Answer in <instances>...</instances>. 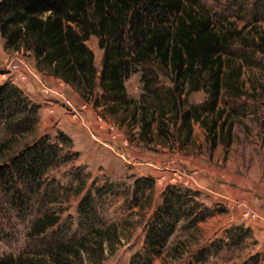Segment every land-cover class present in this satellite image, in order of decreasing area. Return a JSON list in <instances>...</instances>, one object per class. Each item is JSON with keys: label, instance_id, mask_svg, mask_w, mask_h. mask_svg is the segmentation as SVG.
Returning a JSON list of instances; mask_svg holds the SVG:
<instances>
[{"label": "rangeland", "instance_id": "rangeland-1", "mask_svg": "<svg viewBox=\"0 0 264 264\" xmlns=\"http://www.w3.org/2000/svg\"><path fill=\"white\" fill-rule=\"evenodd\" d=\"M193 1L215 25L241 32L224 54L227 63L224 80L235 86L223 88L216 112L224 110V113L214 134L210 124L216 112L197 110L200 116H193L189 126L175 119L171 108L173 84L165 70H158L155 83L147 89L142 79L143 67H139L126 81L128 99L132 102L111 110L112 103L104 100L101 89L85 102L75 88L52 76L48 68L39 67L30 51L6 49L0 36V85L9 83L16 87L29 108L38 107L36 123L26 131L19 121L24 116L18 114L15 119L12 116L23 104L6 111L0 122V145L6 142L7 147L0 154V165H10L39 141L57 151L50 166L45 167L40 185L26 196L27 206L15 207L0 184V258L16 259L24 255L32 257L35 264H44L43 261L52 264L49 253L58 244L112 226L117 228L118 239L113 238L110 246L105 245L102 262L97 255L86 254L84 263L79 258L71 259L73 263L264 264V232L251 229L252 223L264 222V204L259 209L251 202H236L230 214L228 207L215 203L214 198L213 204L209 203L208 195L200 191L203 185L195 171L213 164V172H227L240 183L257 188L253 200L262 202L259 199L264 194V9L259 8L262 0ZM87 45L101 71L104 50L99 47V39L93 36ZM17 52L42 73L44 81L63 82L67 95H79L83 103L77 106V112L65 103L71 117H61L66 108L62 97L45 91L24 66L26 81L10 75L8 60ZM189 87L187 84L186 89ZM208 100L205 90L181 96L184 111L194 110ZM140 106L150 113L166 111L164 124L155 121L146 137L141 135ZM85 112L89 113L91 130L86 126ZM98 117H102L103 126L96 123ZM93 133L103 141L95 139ZM187 172L195 176L189 177ZM169 185L189 189L195 201L213 213L193 224L181 219L162 251L150 252L146 244L147 224ZM88 194L90 200L83 213L80 205ZM213 194L225 195L214 183ZM45 214L56 215L60 219L58 225L41 236H31L35 221ZM220 240L226 241L223 247L217 245ZM176 245L180 248L174 250ZM197 258L203 260L196 262Z\"/></svg>", "mask_w": 264, "mask_h": 264}, {"label": "trees", "instance_id": "trees-1", "mask_svg": "<svg viewBox=\"0 0 264 264\" xmlns=\"http://www.w3.org/2000/svg\"><path fill=\"white\" fill-rule=\"evenodd\" d=\"M262 1L260 9H264ZM193 2L0 0V36L5 40L6 49L30 51L39 67L48 68L52 76L75 88L85 102L101 89L104 100L112 103L111 110L127 107L132 102L128 99L126 81L138 72L139 67H143L142 79L147 89L155 83L158 70H165L173 84L171 108L175 111V119H181L185 126H189L193 116L199 118L197 110L216 112L224 87L234 88V83L224 80L227 65L224 54L228 52L231 41L241 36L240 31L215 25L204 9ZM93 36L99 39V47L104 50L101 71L96 67L95 54L87 45ZM187 84L189 89H186ZM201 90L208 93V102L194 107V110L184 111L181 96ZM22 104V109H16L12 116L14 119L18 114L24 116L19 121L24 123L26 128L23 131H26L36 123L38 107L33 105L29 108L16 87L9 83L0 85V122L10 107L19 108ZM140 109L143 111L141 135L146 137L155 121L161 126L164 124L166 111L150 113L144 106ZM223 113L221 110L215 114L210 128L213 134ZM161 132L166 133L163 129ZM6 147V142L0 145V154ZM56 152L39 141L13 159L10 165H0V184L15 207L28 205L26 196L40 185L45 167L50 166ZM90 196H85L80 205L83 213L87 210L86 202ZM161 198L146 231L148 250L155 253L162 251L181 219L193 224L213 213L212 209L195 201L189 189L179 186L169 185ZM59 221L53 214L39 217L32 227L31 236L45 234ZM113 238L118 239L116 227L95 229L78 239L58 244L48 258L52 264H74L71 259L78 258L84 263V255L87 254L97 255L102 262L105 245L110 246L115 241ZM224 242L220 240L217 245L223 247ZM201 260L197 258L196 262ZM17 261L35 264L30 256L0 258V264H15ZM43 263L48 264L47 261Z\"/></svg>", "mask_w": 264, "mask_h": 264}, {"label": "crops", "instance_id": "crops-1", "mask_svg": "<svg viewBox=\"0 0 264 264\" xmlns=\"http://www.w3.org/2000/svg\"><path fill=\"white\" fill-rule=\"evenodd\" d=\"M55 82L56 83L51 82L50 80L45 81L48 87H51L61 92V94L65 96L75 108H77L78 105H81V103H83V99L79 97V95L74 93V91H72L74 94L69 93V95H67L65 93L64 91V88L66 90L65 83L57 81V80H55ZM62 99L63 98H61V100ZM63 101L62 103L64 104L66 108L65 109L63 108L61 117H64L68 114L67 105H66L67 102L65 99H63ZM67 117H71V115L69 114L67 115ZM47 120H49V118ZM211 127H212V123L210 124V128ZM195 171L198 177L200 178L201 184L203 185V189L200 191L208 195L209 198L207 199L209 203L213 204V198H214L215 203H221V204L226 205L230 211V214H232L233 212V207L231 206L233 203H236V202H245V203L251 202L256 208H259V209L263 208L264 194L261 193V196L259 198L262 201L261 203H259L258 201L255 202L253 199H254V196L256 197V193L258 189L257 188L255 189L254 187H250L249 184L246 185V184L240 183L238 180L235 179L234 175H231L224 171L222 172L214 171L213 172V164L212 165L207 164L205 166L199 167ZM213 183L215 184L216 188L222 190L225 193V195L213 194ZM237 212H240V211H237ZM251 226H252L251 229L253 232H256V233L264 232V222L263 221L256 222L254 224L252 223Z\"/></svg>", "mask_w": 264, "mask_h": 264}, {"label": "built area", "instance_id": "built-area-1", "mask_svg": "<svg viewBox=\"0 0 264 264\" xmlns=\"http://www.w3.org/2000/svg\"><path fill=\"white\" fill-rule=\"evenodd\" d=\"M22 66H24L36 80H38L42 83L43 89L45 91H50L52 93L59 94L63 99L66 100L67 105L70 106L74 112H77L76 108L68 101V99L65 96L61 95V92H59L58 90L53 89L51 87H48L46 85L44 78L42 76V73H40L38 70L33 68L28 63V61L23 57L22 54L17 52L9 58L8 65H7L8 73L10 75L16 77L17 79H21L22 81H26L27 75L22 73ZM85 113H86V118H85L86 126L89 128V130H91L92 127H91V119L89 117V113L88 112H85ZM82 120H83V118H82ZM95 121H96V123L101 124V126H103L102 125V123H103L102 117L96 118ZM113 128H114V126H112V129ZM92 135L95 139L103 141L99 135H96L95 133H93ZM186 175L189 177H193V176H195V173L187 172Z\"/></svg>", "mask_w": 264, "mask_h": 264}]
</instances>
